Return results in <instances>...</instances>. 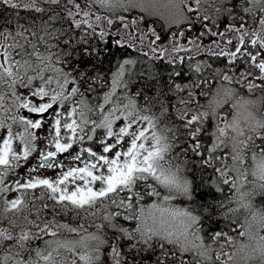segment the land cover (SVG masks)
I'll use <instances>...</instances> for the list:
<instances>
[{"label": "snow or ice", "instance_id": "6c2138e0", "mask_svg": "<svg viewBox=\"0 0 264 264\" xmlns=\"http://www.w3.org/2000/svg\"><path fill=\"white\" fill-rule=\"evenodd\" d=\"M0 6L17 10L14 27L0 30V194L20 193L0 201V264H98L101 246L109 244L100 230L114 237L115 264H264V0H0ZM20 9L32 13L25 23ZM156 20L189 31L199 25L188 40L195 52L179 43L184 31L162 36L150 26ZM205 35L227 38L234 50L216 40L202 49L197 41ZM113 47L129 57L136 51L157 69L164 63L167 77L141 72L143 86L131 92L138 61L124 58L110 89L93 102L90 96L108 83L95 61ZM202 50L226 57L233 75L216 69L211 79L177 83L184 73L176 66ZM241 57L248 64L243 71L236 64ZM204 68L211 65H189L197 74ZM213 81L260 95L239 97L222 116L218 110L239 91L222 83L213 89ZM209 92L201 105L197 97ZM213 118L214 139L205 147V123ZM33 153L37 163L26 169L28 178L14 188L5 185L8 171ZM63 154L68 164L58 159ZM197 159L201 169L212 168L215 191L227 186L232 195L217 199L211 188L204 190L203 179L197 183L189 167ZM77 163L82 166H72ZM57 168L50 178L32 175ZM177 200L189 206L177 207ZM46 212L51 220L42 218ZM67 213L102 223L79 240H61L65 232L87 231L83 224L57 222ZM126 221L136 223L125 227ZM121 243L129 249L123 260Z\"/></svg>", "mask_w": 264, "mask_h": 264}, {"label": "trees", "instance_id": "16d2710c", "mask_svg": "<svg viewBox=\"0 0 264 264\" xmlns=\"http://www.w3.org/2000/svg\"><path fill=\"white\" fill-rule=\"evenodd\" d=\"M205 8H208V6H205ZM208 14L214 15V13L212 12V10L210 8L208 10ZM15 15L5 12L4 9L2 7H0V19L1 20L3 19V21H6V22H8L10 20H14L13 16H15ZM26 20H27V18H26ZM57 26H59V25H57ZM150 26L154 27L158 33L162 34V36H167L169 34V32L184 31L185 36L180 38V40H184L187 37H189L190 39L196 38L199 30H202L199 27H196L191 31L185 30L187 28L183 25H181L179 27L172 26L171 28H169L168 24H166L162 20H156V23L152 24ZM183 28H184V30H183ZM209 38H210V35H205L204 37H201L200 39H202V41H205V43H206V42H208ZM165 41H167V39H165L163 42H165ZM123 55H129V52L123 51V50H117V48L113 47L109 54H107L106 56H103L100 61H95V63H96L95 71L97 73H99L101 76H104L105 73L107 72V70L115 64L118 57L123 56ZM130 55H137V52L131 51ZM139 57H141V56H139ZM138 59H139V61H138L137 65L134 67V69L132 70V72L130 74L131 79L133 81V85H134V86H130L131 92H135L136 88L143 86L144 82L137 80V76L141 72L147 74L148 72L159 71L161 77H165V78L167 77L168 71L170 70L169 66L160 62L159 67L157 69V68H154L152 66V62L148 61V59H146V58H142V59L138 58ZM141 60H142V62H141ZM243 60H244V57H241L236 62V64L239 66V69L241 71L245 70L248 67L247 63L242 62ZM197 63L210 64L211 68H204V70L201 73L197 74L194 71H191L189 69L190 64L194 66ZM176 67H177V70H182L184 73L183 80L177 79L176 80L177 83L187 82L189 80V78H191L193 80L197 79L198 77L200 79H211V77L213 76L214 71L216 69H220L223 72H226L228 75H233V73L231 71H228V68L230 66L227 65V60L225 58L221 57V58L217 59L216 57L208 56L206 54H201V53L199 55H194L193 59L190 62H188L186 59L185 63L183 65H177ZM236 75L238 76L239 72H236ZM221 83L224 84L226 87H236L239 91V95L246 97V98H249V99H255L257 96L260 95L259 92L255 93V95L247 94L246 91L240 90L238 85H235V84L229 85L228 82H226V81H213L212 82L213 89L219 87V85ZM205 90H207V87H205ZM212 94H213L212 92H209V95L207 97L198 96L197 99L199 100V103L201 105H207L208 100L211 99V97H212ZM237 98L238 97L233 98V100L230 102V104L226 105L225 108L219 109L218 111L220 112V114L226 115L227 114L226 109L229 108L231 106V103H234ZM217 123H218V120L216 118H213L211 120V122L205 123V128L207 129V131L202 134L203 135L202 142H203L205 147L210 146V144L212 142V138H213V136L211 134L215 131V126ZM182 140H183V138H182ZM181 159H184V157L182 156ZM189 167L195 168V174L197 176V183L199 184L201 179H203L204 190H208L209 188H211L213 194L217 197V199H223L224 197L230 195V192L227 191V186H224L225 192H223V193L216 192L215 188L212 187V180L209 179V177H211L212 179H215V174L213 173L212 168L201 169L199 162H198V159L197 160H190L189 161ZM209 202L214 203L215 201H213L211 199V197H209ZM254 202L260 206L258 201H254ZM129 225H130V223L124 224L125 227H129ZM106 233H107V235H105V236L107 237L109 244H110L112 241H114V237L112 236V233H110L109 231H107ZM109 244H106L107 247L102 249L101 257H100L98 264H115L113 254L110 253V251H109V247H108ZM119 251L121 252L120 259L123 260L124 257L127 255L129 249L127 248L126 245L121 243V245L119 246Z\"/></svg>", "mask_w": 264, "mask_h": 264}, {"label": "flooded vegetation", "instance_id": "af4514ba", "mask_svg": "<svg viewBox=\"0 0 264 264\" xmlns=\"http://www.w3.org/2000/svg\"><path fill=\"white\" fill-rule=\"evenodd\" d=\"M4 9L5 12L7 13H10V14H13L15 15L16 14V11L17 10H12L10 8H6L4 6H0ZM47 7V6H45ZM19 11V17H20V23H25L26 22V18L30 17L32 15V13H29L23 9H20L18 10ZM100 14H106L104 12H101ZM16 16V15H15ZM14 17V20H10L8 22L6 21H3V19L1 20L0 19V30H3L5 27H8V28H11V27H14V24L12 22L15 21L16 17ZM199 27V25H197ZM2 39H0V43H2ZM10 42V41H9ZM225 46L227 47H230L229 45L225 44ZM229 50V49H228ZM141 56V57H139ZM124 58H133V59H136L137 61H139L138 58L142 59V58H146V57H143L142 55H123V56H119L117 61L115 62V64L110 67L107 72L105 73L104 76H102V78L107 81V86H101L98 90V93H94L90 96V99L93 101V102H97L96 101V96L97 95H100L102 96L104 92H107L109 89H110V84H111V77H112V74L114 72L117 71V68H118V65L122 62V60ZM142 62V60H141ZM137 65V64H136ZM134 68H132L133 70ZM131 70V72H132ZM131 74V73H130ZM128 75L126 74V77ZM122 90L118 89L117 90V93H120ZM91 115V114H90ZM91 118L92 119H98V117L96 115H91ZM14 132H18V131H22V128L20 126H14L13 128ZM2 135V134H0ZM41 135H43V133H41ZM2 142V141H0ZM13 147L19 151L20 149V143L19 141H14L13 143ZM40 147V145L38 144V148ZM36 156H37V153H33L32 156L29 157L28 161L27 162H24V161H21L20 164L22 165L21 167H18L14 170H9L8 173H7V176L5 177L4 179V183L5 185H8L9 187L11 188H14L15 187V184L14 182L16 180H20L21 183H23L28 177H27V172H26V169L28 168H31L33 166H35V164L37 163V160H36ZM67 157V154H63L62 156H59L58 159H61L64 161L65 164H68V160L66 159ZM72 166H82L80 165L79 163L77 164H74ZM66 170V169H65ZM61 171V169L57 168V169H41L39 172H34L32 173L33 176H36V175H39L41 176L42 178L44 177H53L54 175V172H59ZM39 192V190H37V193ZM20 193L19 192H16V191H8L6 193H3V194H0V201H2L3 199H14L17 195H19ZM27 200L29 201H32L33 200V196L32 195H29L26 197ZM46 203H49L51 204L52 202L51 201H45ZM37 206L39 207L40 204L39 202H37ZM43 219H46V220H51L53 217L52 215L50 214V212H46L43 217ZM92 219H94L93 217L91 216H81V217H77L75 216L74 213H67V214H63V215H60V216H57L56 217V220L57 222L59 223H77V222H85L84 227L85 228H90V223H94L95 221H92ZM72 227L75 226V225H71ZM33 231H35V229H33ZM64 236V233L62 235H60L58 238L59 239H62V237ZM44 239L45 240H48V239H52V237L50 236H44ZM54 239V238H53ZM41 247H43V244L41 243ZM5 255V253L3 251H0V256H3Z\"/></svg>", "mask_w": 264, "mask_h": 264}, {"label": "rangeland", "instance_id": "374dc122", "mask_svg": "<svg viewBox=\"0 0 264 264\" xmlns=\"http://www.w3.org/2000/svg\"><path fill=\"white\" fill-rule=\"evenodd\" d=\"M148 41L146 40L145 41V43H147ZM146 49V48H145ZM132 70V69H131ZM125 79H128V76L127 77H125ZM119 94V93H118ZM224 114H222V116H223ZM229 119H230V117H229ZM222 126V125H221ZM101 134V130H97V137H99V135ZM214 139V137L212 138V140ZM84 147H94V145L92 144V143H90V142H85L84 143V145H83ZM230 195H232V193H230ZM229 195V196H230ZM255 203V202H254ZM173 204L175 205V206H177V207H186V206H189V205H187L186 203H182L181 201H179V200H177V201H174L173 202ZM255 205H257L256 203H255ZM232 207H235V205L233 204V205H231ZM257 208H259V207H257ZM247 216V213L246 212H242V213H240V214H238V219L241 221V222H243L244 221V218ZM250 218V217H249ZM97 220V221H96ZM92 221H96V222H94V223H91L90 225L92 226L91 228H85V229H87V231L85 232V231H83V230H81L79 233H67V232H65L64 233V236L62 237V239L61 240H63V239H69V240H79L80 239V237L81 236H86L88 233H93V232H97V229H96V227H95V225L96 224H100V223H102V220L100 219V218H94V219H92ZM127 222V221H126ZM125 222V223H126ZM131 223H133V224H135L136 222L135 221H130ZM79 224H85V222H77L76 223V226L77 225H79ZM75 226V227H76ZM110 233H111V231L110 230H108ZM107 231L106 230H100L99 232H97V234L98 235H107V233H106ZM55 239V238H54ZM48 240H50V239H48ZM93 247L95 246V241H90L89 242ZM102 247V246H101ZM80 251H85L84 249H80ZM109 251L111 252V249L109 248ZM110 254V253H109ZM100 255V254H99ZM81 264H82V262H80Z\"/></svg>", "mask_w": 264, "mask_h": 264}, {"label": "bare ground", "instance_id": "6f19581e", "mask_svg": "<svg viewBox=\"0 0 264 264\" xmlns=\"http://www.w3.org/2000/svg\"><path fill=\"white\" fill-rule=\"evenodd\" d=\"M245 219V218H244ZM53 239V238H52Z\"/></svg>", "mask_w": 264, "mask_h": 264}]
</instances>
